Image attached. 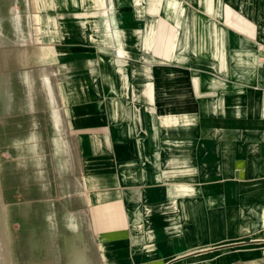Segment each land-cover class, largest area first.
I'll return each instance as SVG.
<instances>
[{
    "label": "crops",
    "instance_id": "0c3cea01",
    "mask_svg": "<svg viewBox=\"0 0 264 264\" xmlns=\"http://www.w3.org/2000/svg\"><path fill=\"white\" fill-rule=\"evenodd\" d=\"M18 1L51 109L34 263L264 264V0Z\"/></svg>",
    "mask_w": 264,
    "mask_h": 264
},
{
    "label": "rangeland",
    "instance_id": "374dc122",
    "mask_svg": "<svg viewBox=\"0 0 264 264\" xmlns=\"http://www.w3.org/2000/svg\"><path fill=\"white\" fill-rule=\"evenodd\" d=\"M16 1L0 0V203L9 264H48L51 257L34 263L31 248L23 247L24 235L32 241L33 225L45 215L44 204L49 208L52 128L37 80L41 73H30L36 65L33 44L6 34L8 19L25 10L11 8ZM23 250L25 261L19 256Z\"/></svg>",
    "mask_w": 264,
    "mask_h": 264
},
{
    "label": "water",
    "instance_id": "95a60500",
    "mask_svg": "<svg viewBox=\"0 0 264 264\" xmlns=\"http://www.w3.org/2000/svg\"><path fill=\"white\" fill-rule=\"evenodd\" d=\"M0 264H9L1 203H0Z\"/></svg>",
    "mask_w": 264,
    "mask_h": 264
}]
</instances>
